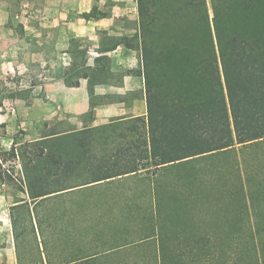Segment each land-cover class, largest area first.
Masks as SVG:
<instances>
[{
	"label": "crops",
	"instance_id": "1",
	"mask_svg": "<svg viewBox=\"0 0 264 264\" xmlns=\"http://www.w3.org/2000/svg\"><path fill=\"white\" fill-rule=\"evenodd\" d=\"M113 1L98 7V17L48 21L41 33L26 25L32 40L50 43L57 33L65 67L77 40L88 57L78 84L47 83L43 98L31 103L29 115L50 132L31 141L43 148L34 167L44 174L45 195L12 205L27 207L31 229L19 241L16 222L25 218L11 214V230L0 228V264H173L172 255L211 250L212 178L205 161L213 155L161 167L146 158L140 172L103 175L125 139L144 128L137 119L149 116L146 79L136 63L141 22L129 0ZM197 199L207 202L199 211Z\"/></svg>",
	"mask_w": 264,
	"mask_h": 264
},
{
	"label": "trees",
	"instance_id": "2",
	"mask_svg": "<svg viewBox=\"0 0 264 264\" xmlns=\"http://www.w3.org/2000/svg\"><path fill=\"white\" fill-rule=\"evenodd\" d=\"M145 2L134 39L142 46L149 116L137 119L144 128L125 139L105 178L145 170L146 158L161 167L264 144V0ZM172 17L175 25L165 20ZM17 146L0 148V182L11 178L2 156L25 161L27 173L43 160L42 147ZM241 254H227L226 264H264V242L255 236V251Z\"/></svg>",
	"mask_w": 264,
	"mask_h": 264
},
{
	"label": "rangeland",
	"instance_id": "3",
	"mask_svg": "<svg viewBox=\"0 0 264 264\" xmlns=\"http://www.w3.org/2000/svg\"><path fill=\"white\" fill-rule=\"evenodd\" d=\"M129 1L131 10L141 21L139 0ZM145 1V8H148L155 0ZM118 2L123 3L122 0ZM113 3V0H0L1 149L11 150L15 141L20 150L41 148L39 143L31 141L50 132L43 130V120H34L29 115L31 103L37 97L43 98L42 87L47 83L64 79L68 84H75L86 73L81 68L88 57L83 42L77 40L71 45L73 62L70 67H65L67 57L59 48L57 33L56 38L52 33L50 43H44L42 37L32 40V32L28 34L26 25H33L41 33L43 24L48 21L67 22L98 17V7H108ZM88 9L93 10L88 13ZM165 20H169L171 25L176 23L174 17ZM137 60L138 68L142 69V59ZM237 149V154L219 153L205 161L206 166L211 164L212 200L208 207L206 200L201 202L197 199L196 207L205 205L207 212L211 210L213 215L211 250L208 251L206 246L205 253L172 255L169 259L173 264H226L229 253L239 252L240 256L243 252H254L255 236L264 242V144L239 146ZM1 159L3 170L11 178L0 182V228L5 233L11 230V223H14L11 214L16 211V217L25 218L16 222L20 241L30 232L31 226L26 225L30 211L27 207L17 211L12 205L28 198L33 192L44 191V174L36 171L34 163L27 173L25 161L20 158L9 161L2 156ZM20 222L25 224L23 229Z\"/></svg>",
	"mask_w": 264,
	"mask_h": 264
}]
</instances>
